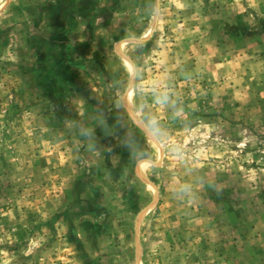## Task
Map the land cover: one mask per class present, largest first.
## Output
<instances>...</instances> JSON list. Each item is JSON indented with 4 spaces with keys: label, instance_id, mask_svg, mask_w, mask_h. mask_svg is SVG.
I'll return each instance as SVG.
<instances>
[{
    "label": "rangeland",
    "instance_id": "rangeland-1",
    "mask_svg": "<svg viewBox=\"0 0 264 264\" xmlns=\"http://www.w3.org/2000/svg\"><path fill=\"white\" fill-rule=\"evenodd\" d=\"M0 264H264V0H0Z\"/></svg>",
    "mask_w": 264,
    "mask_h": 264
}]
</instances>
